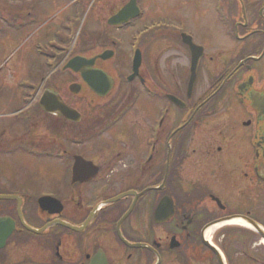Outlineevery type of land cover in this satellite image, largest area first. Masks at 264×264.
Segmentation results:
<instances>
[{"label": "flooded vegetation", "instance_id": "af4514ba", "mask_svg": "<svg viewBox=\"0 0 264 264\" xmlns=\"http://www.w3.org/2000/svg\"><path fill=\"white\" fill-rule=\"evenodd\" d=\"M130 1L29 18L31 85L0 90V264H264V0H139L110 25Z\"/></svg>", "mask_w": 264, "mask_h": 264}, {"label": "rangeland", "instance_id": "374dc122", "mask_svg": "<svg viewBox=\"0 0 264 264\" xmlns=\"http://www.w3.org/2000/svg\"><path fill=\"white\" fill-rule=\"evenodd\" d=\"M75 3H78V0H0V37L3 38L0 44V90L6 98L9 95L6 92H21L23 83L27 84L26 88L31 85L28 74L18 75L14 69L17 61H25L30 65V16H81L77 15L80 7H75ZM99 9L98 3L89 4L83 15L85 21L87 18H93ZM159 12L157 6H153L147 11L146 18L158 20L165 17L158 16ZM203 19L206 20V16H197L198 21ZM99 50H103L102 47Z\"/></svg>", "mask_w": 264, "mask_h": 264}, {"label": "water", "instance_id": "95a60500", "mask_svg": "<svg viewBox=\"0 0 264 264\" xmlns=\"http://www.w3.org/2000/svg\"><path fill=\"white\" fill-rule=\"evenodd\" d=\"M140 14V10L137 4V0H132L131 3L125 7L116 17H114L111 20V24H119V23H124L125 21H127L128 18L134 17V16H139ZM195 46V45H193ZM101 59L104 60H108L111 58L110 54H105L103 56L100 57ZM95 60L90 61L89 63L85 64L84 62H87L86 59L83 58H76L74 59L71 63H70V68L74 69L75 71H78L80 69V67L84 66L85 67H89V65H93V62ZM87 65V66H86ZM85 79L86 81L91 85L96 87V91L99 92V89L97 88V86L99 84H106L107 87L110 88V81L109 80H104L101 79L98 75L96 74H92V77H89V75H85ZM194 79V76H193ZM193 81V80H192ZM193 85V84H191ZM72 91L74 93H78L79 91L77 89H75L74 87H72ZM49 101H53L54 99H52L51 97H46L45 101L48 103L47 107H51L50 106V102ZM46 107V108H47ZM52 108V107H51ZM52 112H59L60 114L70 118V119H74V114L75 112L70 110L69 108H66L64 105L62 106H58L56 105L55 108L51 109ZM174 211H173V205L172 202L169 199H165L161 205L159 206L157 212H156V220L158 222H162V221H168L170 219V217L173 215Z\"/></svg>", "mask_w": 264, "mask_h": 264}, {"label": "bare ground", "instance_id": "6f19581e", "mask_svg": "<svg viewBox=\"0 0 264 264\" xmlns=\"http://www.w3.org/2000/svg\"><path fill=\"white\" fill-rule=\"evenodd\" d=\"M243 224V226H245V227H248V225L246 224V223H242ZM212 231H210V233H211ZM209 233V234H210Z\"/></svg>", "mask_w": 264, "mask_h": 264}]
</instances>
